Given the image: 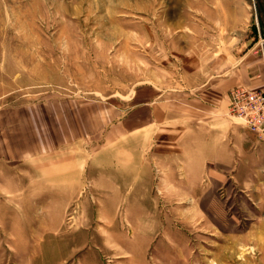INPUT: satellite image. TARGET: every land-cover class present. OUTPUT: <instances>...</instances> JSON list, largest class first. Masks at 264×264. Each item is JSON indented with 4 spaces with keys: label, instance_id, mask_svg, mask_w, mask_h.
I'll return each mask as SVG.
<instances>
[{
    "label": "rangeland",
    "instance_id": "374dc122",
    "mask_svg": "<svg viewBox=\"0 0 264 264\" xmlns=\"http://www.w3.org/2000/svg\"><path fill=\"white\" fill-rule=\"evenodd\" d=\"M243 3L0 0V264H264V181L183 150L199 81L264 44Z\"/></svg>",
    "mask_w": 264,
    "mask_h": 264
},
{
    "label": "crops",
    "instance_id": "0c3cea01",
    "mask_svg": "<svg viewBox=\"0 0 264 264\" xmlns=\"http://www.w3.org/2000/svg\"><path fill=\"white\" fill-rule=\"evenodd\" d=\"M244 1L246 0H221L217 12L246 13ZM261 11L264 12V5L261 6ZM239 23L240 19L235 16L234 27ZM238 41L241 44L242 39ZM257 42L256 38L252 42L247 40L242 44L249 45L246 49H237L225 58L219 57L205 78L199 81L197 88L204 98L195 105L197 116L192 117L199 124V131L194 134L190 144L186 141L183 143V150L186 152H196L195 155L201 153L203 156L207 152L208 162L227 165V168L237 166L238 172L245 174L241 177V182L246 183L264 181V140L228 117V94L236 86L264 91V44L261 43L262 47L257 48ZM171 116L169 110L162 113L148 111L144 124H162L171 120ZM178 151L179 149L174 150ZM250 174H254L255 178Z\"/></svg>",
    "mask_w": 264,
    "mask_h": 264
},
{
    "label": "built area",
    "instance_id": "2783aa9c",
    "mask_svg": "<svg viewBox=\"0 0 264 264\" xmlns=\"http://www.w3.org/2000/svg\"><path fill=\"white\" fill-rule=\"evenodd\" d=\"M228 98V117L264 140V91L236 86Z\"/></svg>",
    "mask_w": 264,
    "mask_h": 264
}]
</instances>
